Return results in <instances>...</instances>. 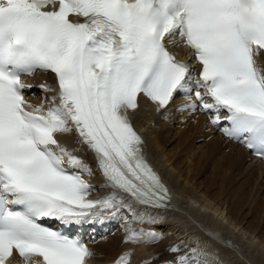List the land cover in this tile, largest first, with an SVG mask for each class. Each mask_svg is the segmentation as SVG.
<instances>
[{
    "label": "snow or ice",
    "instance_id": "obj_1",
    "mask_svg": "<svg viewBox=\"0 0 264 264\" xmlns=\"http://www.w3.org/2000/svg\"><path fill=\"white\" fill-rule=\"evenodd\" d=\"M169 45L188 50L198 77ZM262 53L264 0H0V264H88L71 230L114 220L125 244L162 240L152 225L169 192L129 119L141 95L157 113L182 96L179 113L207 116L264 160ZM34 74L55 79L38 105L22 81ZM73 133L103 181L98 199L91 166L60 142ZM168 251L169 264H213L196 248Z\"/></svg>",
    "mask_w": 264,
    "mask_h": 264
},
{
    "label": "bare ground",
    "instance_id": "obj_2",
    "mask_svg": "<svg viewBox=\"0 0 264 264\" xmlns=\"http://www.w3.org/2000/svg\"><path fill=\"white\" fill-rule=\"evenodd\" d=\"M169 46L180 60L188 58V50ZM256 62L264 69V53L256 57ZM199 71L196 66L190 75L198 77ZM28 81V100L33 105L45 97L41 84L55 86L52 74H35ZM186 103L177 95L157 113L152 104L140 98L138 110L130 115L132 126L144 138L147 157L173 193V204L160 214V222L152 225L162 233V240L154 245L125 244V225L118 220L85 226L79 230L86 233L88 247L94 253L89 264L116 261L125 252H131L130 264H169L174 259L168 251L171 245H178L182 252L196 248L210 256L213 264H264V162L220 132L215 140L216 130L207 116L179 113L177 108ZM208 137L210 141L206 142ZM59 139L91 166L93 176L84 178L96 189L92 194L98 198L105 195L90 154L85 149L77 150L75 134ZM132 227L149 230L146 225ZM12 262L22 264L18 257Z\"/></svg>",
    "mask_w": 264,
    "mask_h": 264
},
{
    "label": "rangeland",
    "instance_id": "obj_3",
    "mask_svg": "<svg viewBox=\"0 0 264 264\" xmlns=\"http://www.w3.org/2000/svg\"><path fill=\"white\" fill-rule=\"evenodd\" d=\"M176 118H177V117H176ZM172 121H173V120H172ZM176 121H177V120H176ZM217 132H219V131H215V132H214L215 135H214L213 138H214L215 140L217 139V136H216ZM174 133H175V132H174ZM209 137H210V136H209ZM209 137L206 139V142H209V141H210V140H209V139H210ZM255 215H257V213H255Z\"/></svg>",
    "mask_w": 264,
    "mask_h": 264
}]
</instances>
